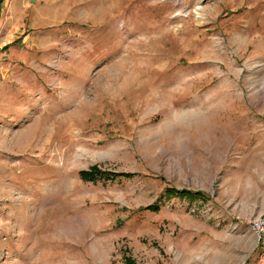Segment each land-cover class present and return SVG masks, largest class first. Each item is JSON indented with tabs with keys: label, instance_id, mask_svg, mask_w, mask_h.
I'll return each instance as SVG.
<instances>
[{
	"label": "rangeland",
	"instance_id": "obj_1",
	"mask_svg": "<svg viewBox=\"0 0 264 264\" xmlns=\"http://www.w3.org/2000/svg\"><path fill=\"white\" fill-rule=\"evenodd\" d=\"M0 61V264H264V0H3Z\"/></svg>",
	"mask_w": 264,
	"mask_h": 264
},
{
	"label": "trees",
	"instance_id": "obj_2",
	"mask_svg": "<svg viewBox=\"0 0 264 264\" xmlns=\"http://www.w3.org/2000/svg\"><path fill=\"white\" fill-rule=\"evenodd\" d=\"M3 0H0V5ZM138 174L136 173H129V172H113V171H106L98 168L97 166L92 167L89 170H83L79 173V176L81 179L87 182H99V181H105V182H113L118 179H131ZM166 196L170 197H180V198H186V199H205V195L201 192H192L189 190H177L174 188H170L165 190ZM148 211L152 212H158L160 211L159 205H151L147 207ZM128 262L131 263V259L128 258Z\"/></svg>",
	"mask_w": 264,
	"mask_h": 264
},
{
	"label": "built area",
	"instance_id": "obj_3",
	"mask_svg": "<svg viewBox=\"0 0 264 264\" xmlns=\"http://www.w3.org/2000/svg\"><path fill=\"white\" fill-rule=\"evenodd\" d=\"M0 69H1V64H0ZM256 228H257L258 232H260V230H263L264 229V223H262V224H260V223L256 224Z\"/></svg>",
	"mask_w": 264,
	"mask_h": 264
},
{
	"label": "crops",
	"instance_id": "obj_4",
	"mask_svg": "<svg viewBox=\"0 0 264 264\" xmlns=\"http://www.w3.org/2000/svg\"><path fill=\"white\" fill-rule=\"evenodd\" d=\"M0 62H2V61H0Z\"/></svg>",
	"mask_w": 264,
	"mask_h": 264
}]
</instances>
